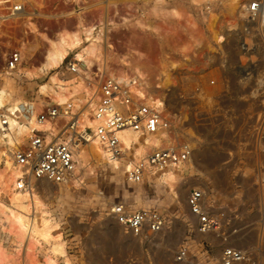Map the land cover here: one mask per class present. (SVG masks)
Returning a JSON list of instances; mask_svg holds the SVG:
<instances>
[{
  "label": "rangeland",
  "instance_id": "obj_1",
  "mask_svg": "<svg viewBox=\"0 0 264 264\" xmlns=\"http://www.w3.org/2000/svg\"><path fill=\"white\" fill-rule=\"evenodd\" d=\"M45 1L49 3L39 9L41 12H63L72 16L52 18L41 15L36 20L37 26L41 31L46 27L51 35L58 31L75 29L83 21L90 24L101 13L120 23L108 24L101 33L98 32L101 45L96 53H101L104 58L106 66L103 72L111 67L118 70L124 65L123 62L127 61L131 68L146 72L149 77L146 85L149 86L158 81L155 78L160 74L162 67L176 57V47L182 39H200L199 46L181 66L172 71L171 84L163 88L167 117L171 115L178 121L180 140L188 144L189 135L198 136L202 132L203 116L199 100L203 97L199 92L212 91L222 76L234 79L236 72L242 68L251 70L252 62L257 60L259 55L264 56V48L258 47L259 42L264 39V27L245 16L244 9L249 0H242L238 16L223 8L221 0L43 2ZM210 12L218 15L212 26L205 22L206 15ZM78 16L83 20L78 21ZM122 17H125L126 21H122ZM23 41L24 57H27L24 66L35 64L46 44L38 41L35 34L27 35ZM102 42L103 46L111 44L112 47H102ZM30 55L33 60L28 61ZM61 71L63 67L41 73L35 78L20 73L6 80L5 85L11 94L9 103L14 100L21 101V112L17 120L26 121L32 112L36 116V113L44 108L47 100H42L38 85L48 81V76L53 72L62 77L69 75ZM100 78L101 76L96 77L98 82ZM212 81L214 83H211ZM98 82L93 83V86ZM146 85V91L150 92ZM81 93L83 94V91ZM6 105L0 108V113H5ZM178 105L180 108L177 111L175 107ZM165 134L168 135L167 132ZM7 152L11 154L9 150ZM86 154L84 161L79 165L74 161L75 168L71 177L74 182H71V178L64 184L49 182L45 184L49 187V192L38 191L43 200L39 210H25L21 204L12 202L0 194L1 261L3 247L23 244L31 249L38 247L60 253L61 263L51 259L53 264H97L103 260L113 264H195V261L190 259L182 262L174 259L179 244L186 241L191 245L190 250L194 255L207 257L210 264L217 263L221 249L227 245L246 246L250 250V238H244L243 244L238 237L233 236L234 228L230 232L222 230L224 226H229L230 220L228 218L224 221V213L218 209L209 213L211 216L222 218L221 230L199 234L200 237H197L200 241L186 231L192 228L194 221L187 214L184 205L176 200L178 193L175 187L179 178L174 182L175 186L173 185V191L176 193L170 191L175 198L168 201V186L158 180V173L152 175V172H148L141 181L132 182L124 173L127 169L125 164H129L125 157H117L118 163L116 167H112L111 163L103 161L100 157L89 152ZM181 166L175 169L180 170ZM40 185L39 181L34 184L39 187ZM114 203H124L130 209L155 208L165 216L166 223L159 232L147 238L135 236L109 214L108 209ZM172 212L181 220L171 221L169 214ZM26 223L33 224L38 230L44 225L49 227L51 235L48 241L39 240L36 244L34 238L27 237V231L23 232ZM50 245H58L60 252L52 251Z\"/></svg>",
  "mask_w": 264,
  "mask_h": 264
},
{
  "label": "built area",
  "instance_id": "obj_2",
  "mask_svg": "<svg viewBox=\"0 0 264 264\" xmlns=\"http://www.w3.org/2000/svg\"><path fill=\"white\" fill-rule=\"evenodd\" d=\"M244 11L248 20L264 27V0H249ZM41 15L52 18L71 16L63 12L45 14L44 11H38L30 0H0V86L15 74H20L18 70L24 67L27 59H22L21 46L25 42L23 38L33 34L32 28L34 25L38 27L36 20ZM42 31L48 33L46 27ZM83 44L85 43L82 42L68 50L56 69L63 67L61 73L76 72L78 65L83 62L75 59L74 53ZM28 58V61L33 60L32 55ZM96 73L97 66L93 64L88 74L84 76L86 87L91 88L93 83H96ZM135 79L146 85L149 77L146 72L131 68L129 64L121 65L118 70L111 67L103 72L96 84L97 99L94 108V116L102 119L103 124L98 125L95 130L81 126L87 103L75 105L68 100L56 105L47 100L45 107L36 113V119L41 122L52 121L54 123L52 130L33 129L31 134L11 151L13 163L20 170V175L16 178V189L23 191L38 181L66 183L74 171V150L79 144L87 143L95 136H98L99 141L111 151L113 157H125L129 162L134 160V148L145 136H158L163 128L169 130L168 140L161 139V144L149 146L144 158L134 161L130 169H125L126 178L132 182H139L147 175L145 167L153 170L152 175H156L184 162L192 149L188 147L186 141L180 140L178 121L171 115L164 118L162 111L148 105L144 98L135 95L132 91V81ZM162 102L166 105L165 98ZM121 129L139 133L138 141L131 143L124 151L118 146L117 132ZM48 135L49 140L46 139ZM203 199L204 194L198 188H192L186 198L189 212L196 219L193 223L194 228L200 233L221 230L222 218L211 216L204 206ZM108 212L130 233L144 238L159 232L166 223L165 216L155 208L130 209L124 203H114ZM190 248L191 245L187 241L179 244L174 254L175 261L190 259L194 260L195 264H210L207 257L194 255ZM247 261L249 256L246 251L227 245L221 250L216 264H244Z\"/></svg>",
  "mask_w": 264,
  "mask_h": 264
},
{
  "label": "crops",
  "instance_id": "obj_3",
  "mask_svg": "<svg viewBox=\"0 0 264 264\" xmlns=\"http://www.w3.org/2000/svg\"><path fill=\"white\" fill-rule=\"evenodd\" d=\"M258 47L264 48V39ZM199 93L203 97L199 100L202 132L188 137L192 152L177 172L176 200L184 205L195 223L186 198L192 188L200 189L205 208L209 212L218 209L224 213V221L229 218L230 224L223 231L234 228L233 236L243 244L244 238H250V250L235 246L248 253L249 261L244 264H264L263 54L252 62L251 70L242 68L234 79L222 76L212 91ZM179 108V105L175 107L177 111ZM166 191L168 201L174 200L170 190ZM169 215L171 221L181 220L174 212ZM186 231L194 237L204 234L194 226ZM1 258L0 264H46L48 259L61 263L62 255L23 244L3 247ZM97 264L113 263L103 260Z\"/></svg>",
  "mask_w": 264,
  "mask_h": 264
},
{
  "label": "bare ground",
  "instance_id": "obj_4",
  "mask_svg": "<svg viewBox=\"0 0 264 264\" xmlns=\"http://www.w3.org/2000/svg\"><path fill=\"white\" fill-rule=\"evenodd\" d=\"M43 1L44 0H30V3L35 6L38 11H40L39 9L48 2ZM221 2L223 8L238 16L240 8H242V0H221ZM81 18L82 17H80L78 21H82L83 19ZM217 18V13L210 12L206 15L205 22L208 26H212ZM125 19V17H122V21ZM94 20L95 21H92L90 24L80 21L83 24L79 23L80 25L76 26L75 29L73 28L68 31H58L53 35L41 31L34 25L32 33L36 35V39L38 41L46 44L45 48L42 51L40 58L36 60L37 62L35 64L31 62L32 64L21 67L18 70L19 73H23L29 78H35L41 73H47L49 70L56 69L58 67L68 50H71L84 42L85 44L80 46V48L74 53V58L83 62L78 65L77 71L74 73L67 72L66 74L69 73L70 76L68 75L65 77L59 76L57 72H53L48 76V81L42 82L38 85V91L42 100H50L56 105L63 104L68 100L75 105L83 102L87 103L83 111L81 126L91 128L92 130H95L98 125H102L103 120L94 116V108L97 99L96 85L93 87L91 86V88L86 87L84 76L87 75V72L91 69L93 64L97 66L96 77L101 76V73L105 70L106 64L101 53L100 55L96 53L101 45L100 37H98L99 33H101L104 30L103 28L108 24H120L110 20L108 17H105L102 13ZM96 32L99 33L96 34ZM103 44L104 42H102V47L105 46V48L109 49L112 47L111 44L104 46ZM199 44L200 39L198 38L182 39L176 47V57L169 60L162 67L158 77L155 78L158 81L155 82L153 86L146 85L151 92L146 91L145 85H142V83L135 79L132 81L133 93L140 98H144L148 105L162 111L163 117L168 118L166 110L167 107L162 102L164 99L163 88L171 84L172 71L177 66H181L186 58L199 46ZM24 46L25 42L21 46L22 59H25ZM123 64L126 65L128 63L127 61H124ZM122 77L125 76L122 75ZM133 78L136 77H132V79ZM98 79H95V82H98ZM82 91L83 94L81 93ZM81 94L82 96L78 97V95ZM10 100L11 94L7 85L4 84L0 86V108L7 104L5 107V113H0V194L4 195L12 202L21 204L25 210H39L43 205V200L38 194V191L45 193L49 192V187L45 186V184H49V182L39 181V183H41L40 187L32 184L28 189L23 191L17 190L16 178L20 175V170L17 165H14L11 154L9 155L7 150H15L21 144L23 139L31 134L33 129L52 130L54 123L50 120L42 122L38 121L34 112L28 116L26 121L21 122L17 120L16 118L21 112V101L14 100L9 103ZM3 119L4 121H2ZM165 132H167L168 135H166ZM138 135V132H133L129 129L119 130L117 132L119 139L118 146L122 151L123 149H128L131 143L138 141ZM49 138L50 136L48 135L46 139L49 140ZM169 138V130L164 128L158 136H145L143 141L138 143V145L134 148V160L129 161V164H125L127 170L132 167L134 161H138L145 157L147 152L146 150L149 146L159 145L161 144V139L168 140ZM88 152L94 156L100 157L103 161L111 163L112 167H116L118 163L117 157H113L111 151L99 141L98 136L93 137L92 140L86 144H79L74 150L73 158L77 165L84 161L87 155L86 153ZM188 158L189 156L187 159ZM185 161L158 173V180L164 182L172 193H176L173 191V185L178 178V170L175 168H179L185 163ZM152 171L153 170L145 167L146 174H148V172L151 173ZM74 181V178H71V182ZM38 188L40 190H38ZM24 227L23 232L27 231V237L29 236L30 238H34L36 244L39 243V240L47 242L51 235L49 227L46 225L39 230L36 229L33 224L28 225V223H26ZM50 249L52 251L60 252V247L58 245H50ZM46 264H53L52 260L48 259Z\"/></svg>",
  "mask_w": 264,
  "mask_h": 264
}]
</instances>
